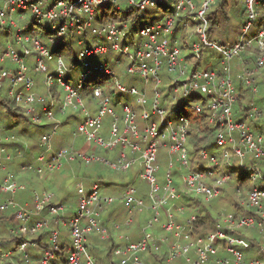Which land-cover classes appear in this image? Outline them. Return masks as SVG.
Listing matches in <instances>:
<instances>
[{
  "label": "clouds",
  "instance_id": "9594fccd",
  "mask_svg": "<svg viewBox=\"0 0 264 264\" xmlns=\"http://www.w3.org/2000/svg\"><path fill=\"white\" fill-rule=\"evenodd\" d=\"M0 264H264V0H0Z\"/></svg>",
  "mask_w": 264,
  "mask_h": 264
}]
</instances>
